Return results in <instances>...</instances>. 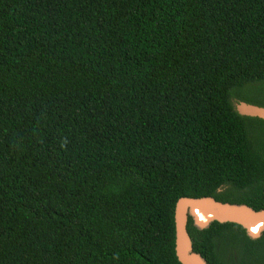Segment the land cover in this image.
<instances>
[{
	"label": "trees",
	"instance_id": "16d2710c",
	"mask_svg": "<svg viewBox=\"0 0 264 264\" xmlns=\"http://www.w3.org/2000/svg\"><path fill=\"white\" fill-rule=\"evenodd\" d=\"M264 0H0V264H181L174 204L264 208ZM208 264L264 228L186 225Z\"/></svg>",
	"mask_w": 264,
	"mask_h": 264
},
{
	"label": "water",
	"instance_id": "95a60500",
	"mask_svg": "<svg viewBox=\"0 0 264 264\" xmlns=\"http://www.w3.org/2000/svg\"><path fill=\"white\" fill-rule=\"evenodd\" d=\"M234 110L242 116L264 120V106L233 100ZM191 216L195 226L206 227L210 222L235 223L254 235L264 228V208L254 209L246 204L221 202L208 196L179 197L174 204V253L181 264H208L195 252L186 225Z\"/></svg>",
	"mask_w": 264,
	"mask_h": 264
}]
</instances>
